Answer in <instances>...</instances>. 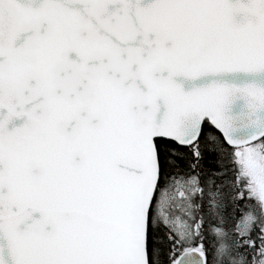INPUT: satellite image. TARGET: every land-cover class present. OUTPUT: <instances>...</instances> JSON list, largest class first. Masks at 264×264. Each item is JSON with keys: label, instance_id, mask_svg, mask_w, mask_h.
I'll return each mask as SVG.
<instances>
[{"label": "snow or ice", "instance_id": "obj_1", "mask_svg": "<svg viewBox=\"0 0 264 264\" xmlns=\"http://www.w3.org/2000/svg\"><path fill=\"white\" fill-rule=\"evenodd\" d=\"M0 264H264V0H0Z\"/></svg>", "mask_w": 264, "mask_h": 264}]
</instances>
